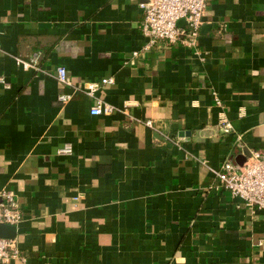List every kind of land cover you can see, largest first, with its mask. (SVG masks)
I'll return each mask as SVG.
<instances>
[{
    "label": "crops",
    "instance_id": "crops-1",
    "mask_svg": "<svg viewBox=\"0 0 264 264\" xmlns=\"http://www.w3.org/2000/svg\"><path fill=\"white\" fill-rule=\"evenodd\" d=\"M144 1L0 0V191L25 257L9 264H264V209L210 189L264 148V0H213L197 49L132 57Z\"/></svg>",
    "mask_w": 264,
    "mask_h": 264
},
{
    "label": "built area",
    "instance_id": "built-area-1",
    "mask_svg": "<svg viewBox=\"0 0 264 264\" xmlns=\"http://www.w3.org/2000/svg\"><path fill=\"white\" fill-rule=\"evenodd\" d=\"M213 0H146L140 3L142 20L140 32L146 39L139 51L131 53L132 57L145 54L162 47L182 46L188 49H197L200 28L203 24L205 11ZM184 21L182 26L178 23ZM26 63L17 59V64L23 68H34L36 60ZM58 82L63 87H71L66 70L56 68ZM112 78L103 79L99 83H90L86 88V95L93 97L96 90L102 85L113 84ZM0 84H5L0 80ZM69 94H61V102L69 100ZM215 105L222 108L218 97L214 98ZM113 107L109 104L96 102L90 108V114L111 115ZM149 126V122L146 123ZM221 135H230L234 132L232 123L221 112L217 123ZM69 154L70 147L66 146L59 151ZM216 183L210 187L214 190H224L232 197L241 199L250 209H264V148L249 153L246 161L239 166L231 161H224L220 167L212 171ZM22 220V213L12 191H0V225L16 226ZM12 261L25 262L16 243L12 239L0 238V264H9Z\"/></svg>",
    "mask_w": 264,
    "mask_h": 264
},
{
    "label": "water",
    "instance_id": "water-1",
    "mask_svg": "<svg viewBox=\"0 0 264 264\" xmlns=\"http://www.w3.org/2000/svg\"><path fill=\"white\" fill-rule=\"evenodd\" d=\"M184 24V21H181L178 23L179 26H182ZM245 156L241 157L240 162H237V165L242 166V164L246 161V159L249 157V153H245ZM13 229V227H8L4 225H0V238H7V239H13L12 236H10L7 233V230Z\"/></svg>",
    "mask_w": 264,
    "mask_h": 264
}]
</instances>
